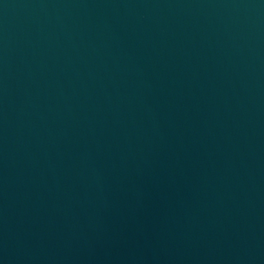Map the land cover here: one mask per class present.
Listing matches in <instances>:
<instances>
[{"label":"water","instance_id":"95a60500","mask_svg":"<svg viewBox=\"0 0 264 264\" xmlns=\"http://www.w3.org/2000/svg\"><path fill=\"white\" fill-rule=\"evenodd\" d=\"M0 264H264V0H0Z\"/></svg>","mask_w":264,"mask_h":264}]
</instances>
